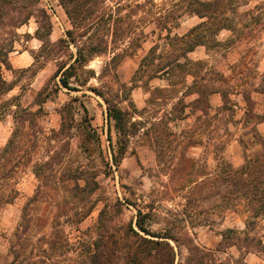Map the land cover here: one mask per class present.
<instances>
[{
	"label": "rangeland",
	"instance_id": "rangeland-1",
	"mask_svg": "<svg viewBox=\"0 0 264 264\" xmlns=\"http://www.w3.org/2000/svg\"><path fill=\"white\" fill-rule=\"evenodd\" d=\"M258 1L250 0L240 10L252 7ZM170 2L105 0L110 6L120 4L117 16L121 20L118 23L127 29L128 35L130 30L142 33L139 40L131 34L130 38L125 37L108 46L109 52L128 49L116 67V74L120 82L134 85L130 98L138 115L133 120H142L149 127L162 116H169L171 109L182 114L177 111L182 108L177 105L178 97H184L183 94L195 87L191 85L193 80L198 84H209L211 79L214 86L228 92L229 99L224 104L219 93L210 94L209 115L187 107L186 117L169 123L176 133V141L170 144V149L164 145L158 156L151 144V136L142 129L137 131L129 138L126 153L116 166L111 162V150L117 149L118 135L113 122L107 120L104 100L74 82L71 86H77L79 90L62 87L55 77L58 65L71 61L77 50L76 44L54 45L72 29L59 0H18L17 4L24 7L21 19L28 13L31 16L16 29L14 50L9 54V58L24 54L21 55V67L3 69V76L12 89L0 96L3 114L0 147L11 136L14 128L12 113L18 108H26L34 114L33 122L26 121L21 126V134L30 139L27 148L35 141L36 145L32 162L20 167L15 175L17 196L0 210V264L10 263L9 240L23 207L34 198L36 202L30 205V213L38 216L39 221L31 246L36 245L39 249L36 238L53 233L55 223L58 226L54 228L63 232L69 244L63 256L45 264H68L69 258H76L78 252L95 238L94 226L100 209L106 201L115 199L120 200L121 208L109 212L113 222L108 221V224L116 229L132 223L140 234H144L136 226L137 209H142L147 213L145 225L151 231L172 236L167 241L173 246L175 264H183L191 256L189 248H194L193 254L204 258L206 264H264V217L248 230V240H244L246 232L225 239L222 233L227 229L246 230L247 214L228 207L218 194L229 188L227 181L219 177L222 160L238 167L245 158L253 157L261 150L256 125L258 118H264V97L253 89H264V71L261 73L257 69V63L264 57V26L247 42L236 41L210 48L198 46L187 55V60L180 58V66L169 75L161 74L151 80L137 75L132 84L131 79L150 48L158 46L157 53L167 49L166 33L155 27L152 16ZM38 8L45 10L51 26L44 44L34 34L45 22L36 11ZM200 21L196 15H185L179 19L172 34L180 35ZM10 29L12 27L7 26L2 31ZM216 38L221 41L235 38V32L222 30ZM128 40L135 41L130 48ZM110 55L94 57L85 68L99 73ZM239 69L243 71L242 75H239ZM217 71L223 73L225 81L216 79ZM83 76L80 74L79 79ZM91 85L101 86L96 78L89 80L87 86ZM242 93H251L252 101L246 104ZM195 97V94L188 95L185 102ZM127 104L125 101L121 106ZM255 130L256 138L253 137ZM31 134H37L34 142ZM39 161L47 164L40 168L41 174L37 177L33 166ZM75 169L80 170V186H85V180L97 183L96 190L89 198L85 197L86 201L81 193L72 189L74 181L70 177ZM195 180L204 189L189 194L187 188L192 189L189 184ZM185 185L189 186L185 189ZM92 202L95 207L82 220L74 216L77 206L85 209ZM35 252L40 253L36 249Z\"/></svg>",
	"mask_w": 264,
	"mask_h": 264
},
{
	"label": "trees",
	"instance_id": "trees-1",
	"mask_svg": "<svg viewBox=\"0 0 264 264\" xmlns=\"http://www.w3.org/2000/svg\"><path fill=\"white\" fill-rule=\"evenodd\" d=\"M149 1L145 0V3H149ZM249 2L250 0H171L166 8L152 16L155 27L166 33L167 49L157 53L158 46H152L141 59L131 79L132 84L137 75L146 76V80H151L161 74L169 75L172 70L180 66L178 62L180 58L187 60L188 53L198 46L210 48L233 44L236 41L247 42L248 39L254 38L257 31L264 26V0H259L252 7L240 10L242 7H246ZM17 3L18 0H0V96L12 89L11 84L3 76V69H11L9 54L14 50L15 37L18 35L16 29L26 23L31 16L28 13L21 19V10L24 7ZM59 3L67 15L72 29L67 30L65 38H60L54 45L76 44L77 50L76 54L72 55L71 61L58 65L55 77H58V83L62 87L79 90L77 86H71V83L74 82L80 87H87L88 90L104 100L107 105V120L113 122L118 135L117 149L116 151L111 150V162L116 166L119 165L126 153L129 138L137 131L142 129L147 136H151V144L155 147L158 156L159 150H162L164 145L170 149V144L176 141V133L170 128L169 123L179 117H186L184 111L187 107L191 111L199 110L204 115H209L210 94L219 93L224 104L229 99L228 92L214 86L211 79H209V84H198L193 80L191 85H195V87L183 94L184 97H178L177 105L182 108L177 111H182V114H176L171 109L168 113L169 116H162L157 122L150 123L149 127L142 120H133L138 115L130 98L134 85L120 82L116 74V67L128 49H121L123 52L114 50L109 52L108 46L109 43L115 44L118 40H124L125 37L130 38L131 34L139 40L142 33L130 30L128 35L127 29L118 23L121 20L117 16L121 7L119 3L115 4L116 6L107 5L105 0H59ZM36 11L45 22L44 26L42 24L37 27L34 34L44 44L45 36L50 34L51 26L45 10L38 8ZM185 15H196L201 21L180 35L172 34L173 29L179 25V19ZM7 26H11L12 29L2 31ZM222 30L235 32V38L219 40L216 37ZM127 42L129 48L135 44L133 40ZM108 53L111 55L99 73L91 68H85L94 57ZM171 57L174 59L170 60ZM241 58L244 59V57ZM238 72L239 75H242L243 71L239 69ZM80 74L84 75L82 79H79ZM216 76L217 80L225 81L223 73L217 71ZM92 78L99 80L101 86H87ZM201 79L206 80L202 76ZM106 88H109L111 92H108ZM253 91L264 93V89H253ZM192 94H195L196 97L190 102H185V97ZM241 95L246 104L252 101L251 93H242ZM125 101H128L129 105L121 106V103ZM83 109L85 112L87 111L84 106ZM254 116L257 117L256 114ZM12 117L13 131L5 145L0 147V210L17 196L15 175L21 169L20 167L32 162L37 138V134L29 135L35 142L27 148L26 144L30 139L27 140L21 134V126L26 121H34V114L31 111L26 108H18L13 111ZM2 118L3 114L0 112V121ZM261 119L258 118L257 122ZM87 133L90 137L91 134ZM256 135L255 130L253 137L256 138ZM259 141L261 150L253 157L245 158L242 165L234 167L226 160L221 162L222 172L219 177L227 181L229 188L226 192L218 194L228 207L239 209L247 214L246 230L240 232L227 229L222 233L225 239L233 237V234L240 235L246 232L244 240H248V230L255 226L260 217H264V138L260 136ZM45 164L47 162L39 161L33 166V173L37 177L41 174L40 168ZM79 174L80 170L75 169L73 176L70 177L74 181L72 189L81 193L86 201L85 197L89 198V194L96 190L97 183L93 180L88 183L85 180V186H80L78 181L81 177L78 176ZM189 185H192V189L187 188L189 194L191 192L199 193L204 189L197 180L192 181ZM189 185H185L183 188L186 189ZM84 192L87 194L84 195ZM34 202H36L35 198L23 207L20 220L13 230L9 240V252L12 256L9 264H45L60 258L69 249L63 232L54 228L58 226L56 223L52 225V228L55 229L53 233L41 234L36 238L39 249L36 248V245L31 246V239L36 235L34 233L36 223L39 221L38 216L30 213V205H33ZM94 207L95 202L85 209L82 206H77L74 216H79L78 219L82 220ZM120 208L119 199L104 203L94 226L95 238L82 251L78 252L76 258H69L70 263L68 262V264H175L176 255L173 246L167 241L172 236L151 231L145 225L147 213H144L142 209H137L136 226L151 237L140 234L132 223L116 229L108 224V221L113 222V216L109 215V212L120 210ZM34 248L40 253L37 254ZM189 251H191V256H188L183 264H206L204 258L193 254L194 248H189Z\"/></svg>",
	"mask_w": 264,
	"mask_h": 264
},
{
	"label": "crops",
	"instance_id": "crops-1",
	"mask_svg": "<svg viewBox=\"0 0 264 264\" xmlns=\"http://www.w3.org/2000/svg\"><path fill=\"white\" fill-rule=\"evenodd\" d=\"M195 50V49H194ZM191 51L188 53V55L190 53H193L194 52ZM21 55H24L23 53H19L18 56H10V64L12 65L11 67H21ZM257 69H259L262 73V71H264V57H262L259 62L257 63ZM256 94L260 95V97H264V93L261 92V91H255ZM217 93H213V95L215 96ZM210 102L212 104V99H210ZM256 129L259 133V135L264 138V118L261 119V121H259L256 125Z\"/></svg>",
	"mask_w": 264,
	"mask_h": 264
}]
</instances>
